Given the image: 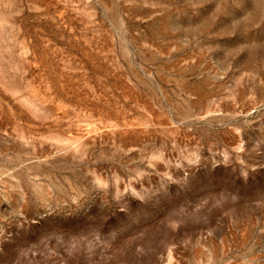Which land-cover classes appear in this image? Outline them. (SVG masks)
I'll use <instances>...</instances> for the list:
<instances>
[{"label": "rangeland", "instance_id": "374dc122", "mask_svg": "<svg viewBox=\"0 0 264 264\" xmlns=\"http://www.w3.org/2000/svg\"><path fill=\"white\" fill-rule=\"evenodd\" d=\"M0 264H264V0H0Z\"/></svg>", "mask_w": 264, "mask_h": 264}]
</instances>
